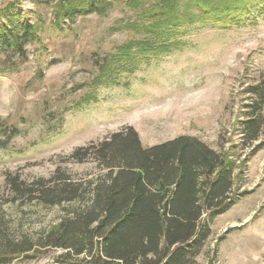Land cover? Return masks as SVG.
Instances as JSON below:
<instances>
[{
  "label": "rangeland",
  "instance_id": "374dc122",
  "mask_svg": "<svg viewBox=\"0 0 264 264\" xmlns=\"http://www.w3.org/2000/svg\"><path fill=\"white\" fill-rule=\"evenodd\" d=\"M12 1L0 0V8ZM18 1L39 28L40 42L28 46V61L16 63L15 72L0 73V125L21 131L0 150V222L17 245H33L10 264H85L83 257L69 258L65 251L41 246L46 234L79 204L7 203L13 195L5 175L32 183L51 178L60 168L80 183L93 181L99 174L96 164H76L68 157L124 127H133L144 147L183 135L215 149L220 135L235 143L245 90L264 71V17L242 28L193 27L183 49L123 75L120 87H102L97 103L77 110L98 74L95 62L131 40L144 39L147 33L135 27L149 24L144 13L160 0H140L136 8L128 6L130 0H111L106 15L62 25L52 7ZM241 169L246 173L235 172L236 189L250 194L211 222L201 264H209L215 251L217 264H264V149Z\"/></svg>",
  "mask_w": 264,
  "mask_h": 264
},
{
  "label": "trees",
  "instance_id": "16d2710c",
  "mask_svg": "<svg viewBox=\"0 0 264 264\" xmlns=\"http://www.w3.org/2000/svg\"><path fill=\"white\" fill-rule=\"evenodd\" d=\"M33 3L52 7L58 25L106 15L112 8L111 0ZM139 4L140 0L128 2L131 8ZM144 17L149 24L135 28L147 36L95 62L98 74L77 110L97 103L102 87H120L123 75H133L141 65L183 49L193 27L257 25L264 17V0H160ZM38 42L39 28L18 0L0 8V60L4 62L0 73L15 72L16 63L25 64L28 46ZM245 94L235 143L220 135L215 149L198 137L183 135L144 147L138 132L124 127L104 140L78 147L68 157L72 163L96 164L99 174L93 181L80 183L60 168L51 178L32 183L8 173L5 181L13 197L7 203L79 204L46 234L41 246L65 251L69 258L83 257L85 264H201L198 259L211 237V222L250 194L236 189L235 172L244 175L242 164L248 167L264 149V71ZM20 134L15 127L0 125V150ZM224 239L220 237L219 243ZM17 244L0 222V264H10L14 256L33 249V245ZM209 264H217V251Z\"/></svg>",
  "mask_w": 264,
  "mask_h": 264
}]
</instances>
